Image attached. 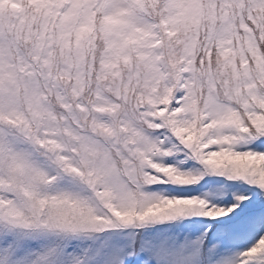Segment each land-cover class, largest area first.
<instances>
[{
    "label": "snow or ice",
    "instance_id": "snow-or-ice-1",
    "mask_svg": "<svg viewBox=\"0 0 264 264\" xmlns=\"http://www.w3.org/2000/svg\"><path fill=\"white\" fill-rule=\"evenodd\" d=\"M0 264H264V0H0Z\"/></svg>",
    "mask_w": 264,
    "mask_h": 264
}]
</instances>
